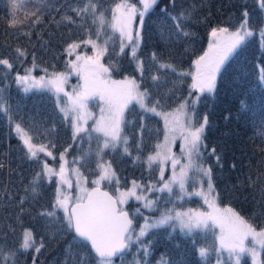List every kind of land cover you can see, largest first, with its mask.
I'll use <instances>...</instances> for the list:
<instances>
[{"label": "trees", "instance_id": "trees-1", "mask_svg": "<svg viewBox=\"0 0 264 264\" xmlns=\"http://www.w3.org/2000/svg\"><path fill=\"white\" fill-rule=\"evenodd\" d=\"M117 1L25 0L24 7L13 10L12 0H0V60L11 65L0 64V264H102L67 226V213L56 205V181L43 171V154L30 155L17 124L30 141L56 156L65 151L88 187L107 162L114 176L100 186L115 196L137 183V192L155 202L153 214L199 204L195 196L178 200L149 187L161 182L157 162L149 168L147 156L164 135L158 114L135 101L128 105L121 124L128 140L125 153L122 142L104 148V136L88 124L86 132L74 137L70 120L58 109L51 91H25L16 83L15 76L29 67L36 73L67 71V45L87 38L105 45L103 63L109 75L133 76L139 91L148 94L146 108L155 106L163 112L191 95L190 75L182 71L189 72L193 60L205 51L211 29H238L245 21L253 35L229 55L213 91L198 94L189 112L195 124L207 117L198 161L211 170L216 203L232 208L255 229H264V33L258 36L264 16L259 0H158L142 21L135 58L128 48L121 51L120 36L113 29ZM192 174L187 189L197 182L199 174ZM173 193L179 190L174 187ZM119 207L134 217L136 229L146 210L141 201L129 198ZM26 231L31 233L27 249ZM136 236L134 232L132 242L111 259L112 264H161V258L167 264H210L211 257L200 255L202 247L213 244L209 230L185 232L169 223L149 227L141 242ZM259 253L264 264V249ZM240 264H251L248 254L241 256Z\"/></svg>", "mask_w": 264, "mask_h": 264}, {"label": "snow or ice", "instance_id": "snow-or-ice-1", "mask_svg": "<svg viewBox=\"0 0 264 264\" xmlns=\"http://www.w3.org/2000/svg\"><path fill=\"white\" fill-rule=\"evenodd\" d=\"M30 2V0H29ZM158 0H139L142 5V9H138L135 4L128 3H118L113 9L114 13L119 15H114L113 28L118 30L120 33V38L122 41L121 51L125 45L123 41L126 39L128 44L135 46L136 40L130 31L131 24L135 19L137 13L140 16L141 23L145 15L154 7ZM25 0H12L11 7L13 10L24 7ZM260 6L264 8V0H261ZM95 7L94 5L92 6ZM121 9H126L122 12ZM85 11L87 8L84 9ZM35 15V13H33ZM247 16V13L244 14ZM183 16V13L181 14ZM244 24L241 25L239 29L232 32L226 41H221L220 36L223 33H228L227 28H213L210 35L214 38V43L209 45V51L203 56H200L194 63L196 65V74L193 75V88L199 89L201 92L207 90L208 92L213 91L215 87L216 74L220 72L221 66L228 59L229 55L236 49L244 40L246 36H251L253 33L251 31H243ZM139 35V33H137ZM85 43H93L91 40L85 41ZM69 49H74L79 47L78 44H70ZM93 47L95 45L93 44ZM19 51V50H18ZM106 51V49H105ZM23 53H21L22 55ZM104 55V52H98L95 57L88 56L82 57L77 56V61H83V64L77 65L76 63H71V67L77 72H82V79L84 84L82 89L75 92L74 95H70L65 92L64 95L68 97V103L61 108L67 118L70 114L73 115V120L71 126L73 128V136L75 137L79 133L86 132L87 130L80 126L77 122L84 120V113L87 108V102L99 96V99L104 103L105 107L101 109L102 112H107V116H101L97 121L96 126L93 131L97 133H102L104 136V148L113 147L115 148L118 143H123L124 151L127 153V137L122 136L121 124L123 120L124 110L133 101L138 103L142 109L155 113L156 107L146 108L145 99L147 98V92L141 93L138 91L139 85L136 83L135 79L125 80L122 82L112 81L109 82L104 80L103 74L108 73L109 69L104 67L99 63V58ZM132 56L135 58V47H133ZM0 64L6 65L11 68L8 60H0ZM162 67L170 68V65H163ZM142 71V69H141ZM155 79V77L153 78ZM18 83L28 84L33 82L34 86H48L53 88L56 93L63 92L64 77L63 74L56 76L55 78L45 81L43 77L40 81H35L33 77L29 75L18 76ZM27 90V89H25ZM158 106L159 101H155ZM186 108L185 104L180 105V110ZM167 120V116H165ZM178 122V121H177ZM86 123V121H85ZM207 125V117L203 118V123L199 126L192 121L191 118L188 119L187 123L181 124L179 127L180 135L184 140V146L181 149L182 154L187 159V164L181 166L179 176L175 172L176 165L180 163V160L171 156L170 154L162 155L161 152H157L155 156L148 157L149 168L152 165L160 161L163 164L166 160L172 161L173 175L172 177L165 181L164 180V169L160 168V181L162 187L155 189L156 191L164 192L167 191L170 196H175L178 200H183L185 195L191 196H202L204 203L207 204L209 211L199 212L192 209L187 211H176L175 206L172 209H167L161 213V216L154 222L151 223V227H159L161 225L169 224L171 221H176L181 230H187L192 232L194 229H215L216 227L220 230V235L218 237L220 250L226 251L229 254V259L234 258V264H240L241 256L244 253H249L253 259V264H259L257 257L259 252L256 247H248L246 241L251 238L253 245L259 246L260 249H264V229L257 231L251 224L247 223L242 217L233 211L231 208L220 209L215 200L211 198V193L213 192V185L210 179V169H205L202 165L197 164V160L201 157V147H202V136ZM17 130H20V125H16ZM173 132L176 129L172 130ZM172 139H175L173 135ZM166 143L168 141V136L165 137ZM25 145L28 146V150L32 157H36L37 152L33 151V145L29 140H24ZM158 148H163L165 146L158 145ZM39 151H45L44 148H40ZM102 151V150H101ZM170 152V150H168ZM214 151V150H213ZM46 155L52 156L51 152H47ZM61 160H64V154L60 156ZM44 168L49 172L47 164ZM189 170H194L195 172L208 177V192L205 193L202 190L192 193H188L185 187L186 182L190 179ZM55 174V173H53ZM64 165L60 167L59 175L62 178L63 183L67 181L63 180ZM39 175V174H38ZM114 175V173L112 174ZM109 179V174L107 172L100 176V179L93 181L95 184H99L101 180ZM173 185H178L179 193H173ZM136 184L133 182V190L126 193H121V199L119 201L114 200L108 193H99V189L96 188L92 193L87 194V201L83 202V197L79 199L82 202L75 203L68 211L66 207V200L60 198L58 193L56 205L64 208L65 213H67V226L73 228L75 233L86 241L91 243V247L95 252L102 258V264H112L111 257L115 253L123 252L132 242V234L135 232V227L133 225V218H129V213L122 211L117 208V203L123 204L125 198L128 196H134L136 200L146 199L135 192ZM148 191H152V188H148ZM95 194V195H94ZM171 202V200L169 201ZM153 201L147 200L144 204L145 208L152 209L154 206ZM174 212V215H173ZM139 214V210H137ZM52 215V213H48ZM149 228L148 219L145 218V224L139 230L136 236V242H141V238L146 235V230ZM31 233L26 231L24 234L23 247L25 249L29 248L31 244ZM39 251V249H37ZM145 254H147V249H144ZM219 251V250H218ZM208 250L205 248L200 249V255L202 258L206 257ZM161 264H167L161 258ZM217 264H220L218 258Z\"/></svg>", "mask_w": 264, "mask_h": 264}, {"label": "rangeland", "instance_id": "rangeland-1", "mask_svg": "<svg viewBox=\"0 0 264 264\" xmlns=\"http://www.w3.org/2000/svg\"><path fill=\"white\" fill-rule=\"evenodd\" d=\"M118 3L135 4L138 9H142V5L139 3V0H137V2H135L134 0H118L116 2V4H118ZM259 4H261V0H259ZM115 5L112 8V13H113L112 14V24H114V20H113L114 15H119L118 13L113 12ZM262 9H263V16H264V8H262ZM121 11L125 12L126 9H121ZM142 23H141L140 16L137 13V15H136L135 19L133 20L131 27H130V31L132 32L133 37L136 40V44H135V46H133V45L128 44V41L126 39L123 41V44L125 45L124 48H128V54L132 55L133 47H135V51H136L137 47L139 46L140 33H141L140 29H141ZM242 24H244V28L242 29V32L243 31L253 32L252 30H250L249 27H247L245 21L242 22L241 25ZM241 25L239 26V28L241 27ZM220 28H225V27L221 26ZM212 29H211V31H212ZM216 29H219V28H216ZM236 30L237 29H231V30L229 29L228 33L221 34L220 40L226 41L229 38L230 34ZM114 31L117 34H119V36H120V33L118 30L114 29ZM211 31L209 32V36H208L209 40H208L207 46L205 48V51L200 56H203L206 52H208L209 51V45L214 43V38L211 37V35H210ZM137 33H139V35H137ZM263 33H264V21H263L261 30L258 31V36L260 37ZM247 37L248 36H246L245 38H247ZM89 40H91L93 43H85V41H89ZM70 44H78L79 47L74 48V49H69L68 46ZM70 44L67 45V49H66V54L68 57L67 58L68 70L67 71L48 72V73L41 71V72L36 73L34 71V69H32V67H29V68H27L26 72H24L23 74L18 73L15 76L16 83L20 85L22 90L27 89L25 91H28L29 89H46L48 91H51L53 96H54V99H56L57 107L60 110L62 107H64L68 103V97L64 95L65 92L69 93L70 95H74L75 92H78L82 89V77L81 76L83 75V73L77 72L76 70H74L71 67V63H76L77 65L83 64V61H77L76 60L77 56L95 57L98 52H101V51L104 52L105 51V45H103V43L97 41L96 39H92V38H87L86 40H80L77 42H72ZM93 44L95 45V47H93ZM120 44L122 46L121 38H120ZM200 56H198L197 58H195L193 60V65L190 68L189 72L185 71V70L182 71L185 73H189L191 81H192V83H191V92L192 93L188 97V99L183 100V103H181V104H185L186 108L178 111L180 109V105H181L180 104L177 107H174L172 110L163 111V112L155 111V113L158 114V116L161 118L162 124L164 125V132H163L164 135H163V138L156 144L155 150L152 153L148 154L147 156L148 157L149 156H155L157 152H161L162 155L167 153V154H170L171 156L179 159L180 163L177 164L176 168H175V172H176L177 176H179L181 166L187 164V162H188L186 157L181 152V149L184 146V140L182 139V137L180 135L179 127L181 124L187 123L188 119L191 118L192 112L190 111L191 112V114H190L189 105L195 103L196 96L200 93H204L205 91L208 92L207 90L201 92L199 89L192 87V84H193L192 77H193V75L196 74V65L194 62ZM99 63L102 64L104 67H106L103 63V56H101L99 58ZM135 64H136L137 69L140 70L141 63H139L138 59H135ZM61 74H63L65 82L62 85L63 92H60V93H56V91L53 88H50L48 86H44V87L34 86L33 82H30L28 84L17 82L18 76L29 75L30 77H33L35 79V81H40V78L43 77L45 81H48V80H51V79H53L56 76H59ZM102 78L104 80L109 81V82H112V81L122 82L125 80L135 79L131 75L117 78V77H114L112 75H109V73L103 74ZM138 91H139V88H138ZM104 107H105V105L99 99V96H96V97L90 99L87 102V108H86L85 113H84V120H80L77 123L80 126H83L85 129H86L87 124L90 125V128H94L96 126L97 121L100 119V117L102 115L107 116L106 111L105 112L101 111V109ZM62 114L64 115L63 112H62ZM73 115L74 114H70L67 117V119L70 120V124L72 123ZM165 116H167V120L165 119ZM64 117H65V115H64ZM85 121H86V123H85ZM200 123H203V120ZM199 124H196V126H199ZM71 129L73 130L72 126H71ZM173 129H176V131L173 132L172 131ZM16 130H17V128H16ZM17 132H18V136H19L21 142H23L24 145H25L24 140L27 139L34 146L33 151H36L37 154H43V156H42L43 171L48 178H54L56 181V188H55L56 200H57L58 193H59L61 199L68 197V199L66 200V207L68 208L72 202H75V200H80L79 199L80 197H84L87 189L89 188L88 184H87L85 178L83 177L81 171L78 169L77 165L74 162H73V164L68 163V160L66 159V152L65 151H62L61 153L58 154V156H56L51 150H49L43 144L39 145V144H35L33 141H30L28 133L26 131H24L22 128H20L19 131L17 130ZM173 135L175 136L174 140L172 139ZM102 136H103V134H102ZM166 136H168L167 143L165 140ZM158 145H162L165 147L158 148L157 147ZM25 148L29 152L27 145H25ZM40 148H44L45 151H43V152L39 151ZM168 150H170V152ZM201 150H202V147H201ZM47 152H51L52 156L46 155ZM62 153L64 154V160L60 159V156ZM30 155H31V153H30ZM45 164H47L48 169H51L52 172H49L47 169L44 168ZM62 164L64 165L63 180L67 181V183L61 182L62 178L59 175L60 167ZM157 164L159 166V176H160V168L163 167V169H164V173H163L164 180L165 181L169 180L173 175L172 161L169 159V160L164 161L163 164H161L160 161H157ZM197 164L202 165L198 160H197ZM202 167L207 169L203 165H202ZM99 169H100V173L98 176L95 177V179L93 181L100 179V176L105 172H107L109 174V178L114 176V175H112L114 173L113 169L111 168V166L107 162H105L104 164H101L99 166ZM192 172L197 174V172H195L194 170H189V176L193 175ZM53 173H55V174H53ZM196 176L198 178L197 182L192 183L193 185H192L191 189H187V185L185 184L187 192L192 193V192L202 190L203 192L207 193L208 192V179L209 178L206 176H203L202 174H199ZM93 181H92V185H95V183H93ZM162 183L163 182H160L159 184H157V186H149V187H152L153 189H157V188L162 187ZM101 184H102V180L100 181V183L98 185H101ZM135 184H136V186L138 185L137 183H135ZM174 187H176L179 190L178 185H173V188ZM130 190H133V182H131L130 187H128L125 191L118 190L114 197L116 199H118V201H119L121 199V193H126V192H129ZM134 190H135L137 195L144 197V195H141L139 192H137L136 187ZM185 196L188 197L187 195H185ZM195 197L197 198V201L199 203L198 206H190L189 208H184V209H179V210L175 209V210L176 211H182V212L187 211L189 209L199 211V212L209 211L207 204L204 203L203 197L202 196H195ZM129 198H134L136 200V198L134 196H128L125 198V202ZM211 198L214 199L215 203H216L214 192L211 193ZM147 200H150V199L146 198V199H141L139 201H141V204L144 206V204L147 202ZM118 204L123 205L120 203H118ZM216 205L222 210L229 208V207H226L223 205H218L217 203H216ZM61 209L64 211V208H61ZM173 215H174V212H173ZM160 216H161V213L153 214L151 209L146 208V210H144V212H142V220L138 224V227L135 229V234L138 235L140 228L142 226H144L145 218L148 219L149 227H151V223L156 221ZM170 224L173 225L174 227H177L179 230L181 229L179 224L176 221H171ZM194 230H198V229H194ZM208 230L210 231V234L213 235V244L211 247H202V248H205L208 250L206 257H211L210 264H217L218 258L220 260V264H224L226 261H229L231 264H234V258L229 259V254L226 251L220 250V245H219V240H218V237L220 235L219 228L216 227L214 230L213 229H208ZM256 230L259 231L261 229H256ZM183 231L188 232L186 229ZM245 243L248 247H256L257 251L259 252V250H260L259 246L253 245V243L251 242V238H249ZM244 254L249 255V257L251 259V264H253V259H252L251 255L249 253H244ZM257 259L259 261V264H261L260 263V253H259V256L257 257ZM132 264H139V263L135 262Z\"/></svg>", "mask_w": 264, "mask_h": 264}, {"label": "water", "instance_id": "water-1", "mask_svg": "<svg viewBox=\"0 0 264 264\" xmlns=\"http://www.w3.org/2000/svg\"><path fill=\"white\" fill-rule=\"evenodd\" d=\"M83 76V75H82ZM81 76V77H82ZM83 84H84V80L82 79V86H83ZM96 188H98L99 189V193H108V195L109 196H111L114 200H117L118 201V199H116L115 197H114V195L108 190V189H104V188H102L100 185H92V186H90L88 189H87V191H86V193H85V195H84V199H83V202H86L87 201V194L88 193H92L93 192V190L94 189H96ZM95 195V194H94ZM78 202H82L81 200H75V202H72L70 205H69V207H68V211L70 212L71 211V208L74 206V204L75 203H78ZM117 208L118 209H120V210H122V211H125V212H128V211H126L125 209H122V208H120L119 207V204L117 203ZM129 218H130V216H129ZM72 232H74V234L76 235V236H78L76 233H75V231H74V229L72 228ZM79 237V236H78ZM79 238H81V237H79ZM84 242H86L88 245H89V248H90V250L94 253V255L99 259H102L101 257H99V255L95 252V250L91 247V243L89 242V241H86V240H84L83 238H81ZM125 251V250H124ZM120 253H122V252H118V253H115L114 255H113V257H111V259H115V258H118L119 257V254Z\"/></svg>", "mask_w": 264, "mask_h": 264}]
</instances>
